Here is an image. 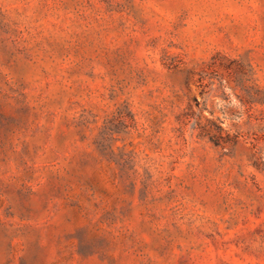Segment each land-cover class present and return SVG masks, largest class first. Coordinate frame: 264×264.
Returning a JSON list of instances; mask_svg holds the SVG:
<instances>
[{
	"label": "rangeland",
	"instance_id": "obj_1",
	"mask_svg": "<svg viewBox=\"0 0 264 264\" xmlns=\"http://www.w3.org/2000/svg\"><path fill=\"white\" fill-rule=\"evenodd\" d=\"M0 264H264V0H0Z\"/></svg>",
	"mask_w": 264,
	"mask_h": 264
}]
</instances>
